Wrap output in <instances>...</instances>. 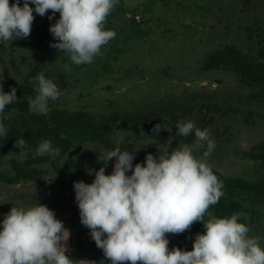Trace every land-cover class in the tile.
<instances>
[{
    "label": "rangeland",
    "instance_id": "374dc122",
    "mask_svg": "<svg viewBox=\"0 0 264 264\" xmlns=\"http://www.w3.org/2000/svg\"><path fill=\"white\" fill-rule=\"evenodd\" d=\"M33 15L27 38L0 41L3 91L15 87L18 98L0 114L7 128L0 137V228L12 206L41 203L56 218L79 210L73 184L91 183L108 151L135 152L134 166L148 153H163L169 137H175L169 151L192 144L194 134L176 135L177 122L190 119L216 142L207 163L238 180L224 184L232 191H223L222 207L209 212L218 218L244 213L240 222L249 235L264 237V0H118L105 24L116 37L91 64L79 66L50 47L58 42L49 28L59 13L51 20V11ZM40 73L62 92L49 100L46 115L28 105ZM19 138L26 141L23 160L14 147ZM45 139L58 154L36 155ZM204 150L193 154L201 158ZM114 163L107 162L106 174ZM203 232L196 222L167 236L190 251Z\"/></svg>",
    "mask_w": 264,
    "mask_h": 264
},
{
    "label": "clouds",
    "instance_id": "9594fccd",
    "mask_svg": "<svg viewBox=\"0 0 264 264\" xmlns=\"http://www.w3.org/2000/svg\"><path fill=\"white\" fill-rule=\"evenodd\" d=\"M117 3L118 0H23L20 6V0L11 4L0 0V41L27 38L35 19L33 12L43 17L51 11L49 20L59 13V19L49 28L58 42L50 47L69 54L77 66L91 64L117 35L105 27ZM63 67L71 70L68 64ZM3 79L0 71V114L18 100L15 87L3 91ZM33 81L36 95L28 99L29 110L46 115L49 100L59 99L62 92L43 73ZM160 128L157 124L153 131L159 132ZM176 129L177 136L194 134V142L178 144L169 151L175 139L169 137L163 153H148L143 163L134 166L135 152L116 147L102 160L106 167L115 158L111 174L101 167L91 183L74 182L82 225L90 230L97 248L111 264H264L260 243L264 237L249 235L250 227L240 222L244 213L218 218L209 212L223 195V184L207 163L216 147L209 130H202L190 119L178 121ZM6 135L7 128L0 122V137ZM25 145L23 138L15 140L21 160L27 155ZM205 146L202 157L197 158L194 150ZM58 152L47 139L36 148L39 156ZM196 222L203 223L204 232L195 235L192 250H170L167 234L184 233ZM69 237V230L48 206H12L0 228V264H96L66 255Z\"/></svg>",
    "mask_w": 264,
    "mask_h": 264
},
{
    "label": "crops",
    "instance_id": "0c3cea01",
    "mask_svg": "<svg viewBox=\"0 0 264 264\" xmlns=\"http://www.w3.org/2000/svg\"><path fill=\"white\" fill-rule=\"evenodd\" d=\"M57 219L61 220L65 228L70 232L66 255L76 260L87 259L96 261V264H111L104 257L102 249L97 248L95 241L91 238L90 230L82 225L79 210L62 212ZM167 238L169 240L168 247L170 250L173 247H178L170 236H167Z\"/></svg>",
    "mask_w": 264,
    "mask_h": 264
},
{
    "label": "trees",
    "instance_id": "16d2710c",
    "mask_svg": "<svg viewBox=\"0 0 264 264\" xmlns=\"http://www.w3.org/2000/svg\"><path fill=\"white\" fill-rule=\"evenodd\" d=\"M212 171H213V173L218 177V179L222 182V184H223V188H222V191H225V192H231L230 190H229V186H227V187H224V184L226 183V182H233V181H235L236 179H233V178H227V177H225L224 175H222V174H220V173H218L217 172V170H213L212 169ZM236 181H238V180H236ZM228 184V183H227ZM233 188V187H232ZM231 188V189H232ZM217 205L219 206V207H222V202H218L217 203ZM217 206V207H218Z\"/></svg>",
    "mask_w": 264,
    "mask_h": 264
},
{
    "label": "water",
    "instance_id": "95a60500",
    "mask_svg": "<svg viewBox=\"0 0 264 264\" xmlns=\"http://www.w3.org/2000/svg\"><path fill=\"white\" fill-rule=\"evenodd\" d=\"M163 73H165V70H163Z\"/></svg>",
    "mask_w": 264,
    "mask_h": 264
},
{
    "label": "built area",
    "instance_id": "2783aa9c",
    "mask_svg": "<svg viewBox=\"0 0 264 264\" xmlns=\"http://www.w3.org/2000/svg\"><path fill=\"white\" fill-rule=\"evenodd\" d=\"M140 16H137V18H139Z\"/></svg>",
    "mask_w": 264,
    "mask_h": 264
}]
</instances>
